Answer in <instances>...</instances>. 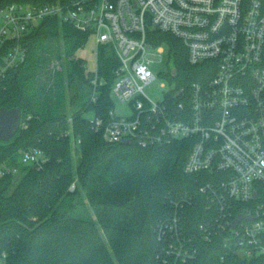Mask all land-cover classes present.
Segmentation results:
<instances>
[{
	"label": "built area",
	"instance_id": "obj_1",
	"mask_svg": "<svg viewBox=\"0 0 264 264\" xmlns=\"http://www.w3.org/2000/svg\"><path fill=\"white\" fill-rule=\"evenodd\" d=\"M47 18H57L95 34L98 45L120 64L112 95L130 106L129 115L89 112L92 129L110 143L141 146L185 139L192 142L185 172L208 177L200 187L211 214L199 229L206 241L226 248L220 263L236 256L264 264V0H55L43 5L15 2L0 9V82L26 62L28 35ZM149 30L179 38L191 64L207 63L210 76L164 90L161 99L146 92L157 77L153 67L170 61L166 43L154 45ZM172 62L162 75L168 80ZM92 72L91 102L103 84ZM172 76L175 78L176 75ZM72 122V118L69 119ZM21 127H27L22 120ZM76 145L72 128L65 132ZM23 164L43 167L39 147L22 150ZM18 167H0V177ZM76 189V181L70 186ZM180 204L176 203V207ZM242 218L235 226L234 221ZM155 232L161 264H190L198 248L177 210L160 219ZM0 264H8L7 253Z\"/></svg>",
	"mask_w": 264,
	"mask_h": 264
},
{
	"label": "trees",
	"instance_id": "obj_2",
	"mask_svg": "<svg viewBox=\"0 0 264 264\" xmlns=\"http://www.w3.org/2000/svg\"><path fill=\"white\" fill-rule=\"evenodd\" d=\"M53 1L0 0V9L15 2ZM89 36L57 18L45 19L25 41L26 62L0 82V107H19L27 124L11 140L0 142V167L19 168L18 174L0 177V255L7 253L8 264H161L155 226L177 210L198 248V257L190 264H221L223 242L206 241L199 229L212 212L200 190L208 177L184 170L192 142L110 143L85 117L91 110L106 116L114 108L112 87L120 64L115 54L100 47L97 63L103 84L97 102H91L92 72L76 56ZM147 39L169 46L176 68V77L169 73V81L190 85L210 76L207 63L191 64L185 45L171 33L149 30ZM8 49L5 46L0 55ZM63 54L68 57L70 84L75 77L81 80L72 103L82 100L84 86L91 90L72 115L64 109L65 74L54 72L53 85L40 82L52 57ZM70 128L80 139L76 145L65 135ZM29 147L44 151L48 160L43 167L17 163ZM75 181L76 189L71 190ZM229 264L252 262L236 256Z\"/></svg>",
	"mask_w": 264,
	"mask_h": 264
},
{
	"label": "rangeland",
	"instance_id": "obj_3",
	"mask_svg": "<svg viewBox=\"0 0 264 264\" xmlns=\"http://www.w3.org/2000/svg\"><path fill=\"white\" fill-rule=\"evenodd\" d=\"M65 40L61 37L60 38V46L63 48ZM97 50L98 45L96 41L95 34H90L87 42L81 48L76 51V56L80 57L85 60L87 65L88 71H94L97 67ZM172 59L168 62H163L162 64H157L153 67V70L156 72L157 77L156 79L146 88L147 94L152 99H161L164 93V90H168L169 88L174 86V82H170L169 80L165 79L162 73L169 68ZM48 72L43 73L40 77L41 84H46L47 86L53 85V75L54 72L58 71V74H65V81H66V101L64 104V109L67 114L72 115L73 111H76L81 106V101L86 100L90 97V88L83 87L82 89V100L73 102L75 94H77L76 86L81 84V80L78 78H74L72 84H70L69 79L67 77L68 74V57L63 54L62 58H58L55 55L52 57L49 66L47 67ZM51 75V76H50ZM114 102H115V111L118 115H129L131 113L130 106L127 103L120 101L116 94H113ZM87 117L92 116V113L89 112L86 114ZM1 142V141H0ZM78 158V154L76 155ZM19 164H22V160L20 156L17 158ZM14 164L15 166L17 165ZM20 166V165H19ZM21 167V166H20Z\"/></svg>",
	"mask_w": 264,
	"mask_h": 264
},
{
	"label": "water",
	"instance_id": "obj_4",
	"mask_svg": "<svg viewBox=\"0 0 264 264\" xmlns=\"http://www.w3.org/2000/svg\"><path fill=\"white\" fill-rule=\"evenodd\" d=\"M172 74L176 75V68L172 69ZM22 121V111L19 107H0V141L11 140L20 130ZM19 175L16 176L18 179ZM250 218L246 215L238 216L234 221V226L242 219Z\"/></svg>",
	"mask_w": 264,
	"mask_h": 264
}]
</instances>
